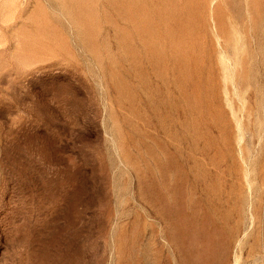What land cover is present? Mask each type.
<instances>
[{
    "label": "rangeland",
    "instance_id": "1",
    "mask_svg": "<svg viewBox=\"0 0 264 264\" xmlns=\"http://www.w3.org/2000/svg\"><path fill=\"white\" fill-rule=\"evenodd\" d=\"M0 264H264V0H0Z\"/></svg>",
    "mask_w": 264,
    "mask_h": 264
}]
</instances>
